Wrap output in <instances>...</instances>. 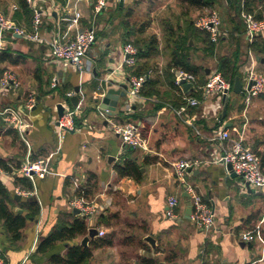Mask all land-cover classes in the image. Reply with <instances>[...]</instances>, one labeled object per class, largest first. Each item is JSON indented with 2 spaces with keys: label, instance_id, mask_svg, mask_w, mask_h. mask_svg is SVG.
Returning a JSON list of instances; mask_svg holds the SVG:
<instances>
[{
  "label": "crops",
  "instance_id": "0c3cea01",
  "mask_svg": "<svg viewBox=\"0 0 264 264\" xmlns=\"http://www.w3.org/2000/svg\"><path fill=\"white\" fill-rule=\"evenodd\" d=\"M219 1L216 4L220 5ZM114 2L115 0H111L108 8L114 6ZM44 3L40 2V5L46 10L47 5ZM185 3L188 4L186 1ZM13 4L18 5L17 2L12 3L10 12L2 11L13 16ZM259 7L263 9L264 4ZM222 8H227L230 13L234 11L227 3ZM200 9L202 8L195 11L200 13ZM106 11L100 15L104 22L107 18L103 14ZM183 11L176 15V22L184 23L186 17ZM200 15L196 18L192 14L190 16L192 21H196ZM44 16L41 32L50 38L57 29V17ZM237 20L243 31L242 40L247 43L243 21L239 16ZM103 27L106 35H112L116 29L115 22L104 24ZM123 37V31L117 32L115 39L105 36L99 40L97 35L87 57L91 65L84 71L52 61L46 44L32 41L29 44L22 43L15 38L4 39L1 47L12 46L24 52L27 58L19 64H0L2 68L15 71L21 80V86L17 90L12 87L0 89V110L7 105H15L23 111L32 123L29 137L35 156L48 155L57 145H61L60 153L52 160L54 172L37 181L41 210L36 217L27 220L22 229V238L13 241L0 221V246L5 254L4 264H51L49 257L54 253L66 255L68 247L74 241L69 244L60 242L47 254L35 252L37 244L34 241L38 235L41 237L49 234L65 212H73L72 202L75 200L99 203L102 210L98 217L93 220L89 217L85 219L88 229L97 227L99 231H105L104 235L98 234L89 240L87 246L92 249L93 256L83 264H136L143 256L156 257L165 264H264V191H257L253 187L251 191L247 187L241 190L238 178L228 176L224 166L218 162L228 144L218 138L225 129L230 131L232 138L243 137L246 144L251 138L249 141L253 143L254 151L260 157L258 152L264 154V134L256 136L251 132L255 130L251 127V124L253 126L256 123L255 117L250 119L251 113L247 115L249 108L256 114L264 105L263 93L254 100L251 107L245 106L244 110L237 98L230 99L228 96L232 106L228 107L227 115L221 121L223 100L218 102L212 96L205 97L202 89H197L201 90L200 96H195L190 91L188 96H195L200 100L187 111L194 123L191 126L173 110V107L185 104L188 96L175 82L176 72L180 69H168L170 57L160 46V51L148 59L151 77L157 79L158 93L153 96L144 95L147 99L145 101H134L130 110L127 108L128 97H122L116 112L109 117L110 121L106 125L98 111L100 101L92 99L99 97L96 90L101 84H105L106 79L113 80L116 88L123 84L129 87L133 68L121 66L124 59L123 48L127 43ZM191 44H194L193 40ZM197 44L202 46L199 41ZM230 52L227 50L225 53ZM248 52H244L242 57L247 53L249 63ZM194 53L199 64L210 57L215 60L217 67L216 57H205L202 51ZM217 53L222 54V51L217 48ZM255 54L256 57L260 56L257 59V69L264 71L259 68L261 63L264 64V52ZM160 55L164 59L159 60ZM76 88L80 89L81 99L79 105L74 106L66 95L70 91L75 92ZM21 89L23 93H20ZM144 90L147 87L144 86ZM30 93L40 96L41 102L35 110L26 113L25 110L28 109L25 108V103ZM59 103L64 108L67 103L76 109L74 128L67 131L63 138H60L56 126ZM124 122H134L141 127L149 140V150L138 152V149L123 144L112 126L114 123ZM258 128L263 131L259 124ZM13 129L5 124L0 115V158L6 160L10 167L5 169L0 166V179L16 195L19 194V187L25 188L16 181L17 176L24 177L19 168L25 147ZM112 156L116 158L109 162ZM124 160L134 161L139 166V174L135 177L121 176L116 164ZM182 160L196 162L192 168L185 170L186 183L192 184L217 213L218 225L209 232L198 225L197 230L191 229L186 224L190 220L185 216L186 208L191 204L190 195L177 178L175 168ZM83 185L90 190L88 196L77 194ZM170 195L180 197L179 217L176 219L165 215ZM79 216L84 217L81 213ZM87 233L88 230L75 242L81 244L79 238H84ZM243 233L254 234L255 239L243 241L240 238ZM147 235L156 239L155 250L145 240ZM101 238H111L112 243L98 245L97 241ZM241 242H245L244 247ZM134 248L135 256L126 257V260L125 254Z\"/></svg>",
  "mask_w": 264,
  "mask_h": 264
},
{
  "label": "built area",
  "instance_id": "2783aa9c",
  "mask_svg": "<svg viewBox=\"0 0 264 264\" xmlns=\"http://www.w3.org/2000/svg\"><path fill=\"white\" fill-rule=\"evenodd\" d=\"M111 0H65L59 2L57 0H27V3L33 10V18L30 27L19 23L13 16L6 14L0 9V47L3 44L6 36L15 37V34L21 35L29 41L46 44L49 47V55L52 61L61 63L64 67H73L77 70H86L91 62L87 59L89 51L97 39L95 21L100 15L106 11ZM40 2H45L46 10L42 8ZM19 9L17 4H13L12 10ZM53 18L56 14L57 29L49 38L41 32V27L44 22V15ZM240 17L245 27V36L249 44H252L257 39V35L264 34V16L257 18L254 12L245 9L244 0ZM197 26L202 30H207L211 34V39L218 42L223 29L220 13L217 10H212L208 13L200 15L196 19ZM225 32V31H224ZM227 33V31H226ZM124 59L121 66L134 68L138 61V47L132 43L124 45ZM249 82L251 86L242 88L245 96L246 106L250 105L253 97L264 93V71L257 69L258 63L255 52L249 50ZM152 70L144 74H133L130 76L128 87V110L131 109L134 101L147 100L142 94V88L147 79L151 76ZM175 82L183 89V82L191 83V87L186 91L187 96L190 90L202 89L204 96L216 95L223 100L224 95L231 91V82L218 70H213L207 78V81L199 86L198 77L196 74L178 70L175 76ZM53 85H56L54 83ZM21 80L17 73L13 70L6 69L0 75V89L14 88L19 89ZM75 92L67 93V98H70ZM199 99L195 96H188L185 104L180 107H173L175 114L183 119L187 124L194 126L192 118L187 111L190 107L199 103ZM37 103V97L34 93H30L27 97L25 108L32 109ZM100 116L104 120L110 121L108 109L98 105ZM0 115L3 117L5 124L17 131L19 139L25 147V154L20 172L22 176L27 177L32 183L31 189L19 187L17 192L24 196H36L38 198V179L45 178L49 173H52V160L55 155L60 153L61 145H57L54 150L45 156H35V151L31 139L29 137V129L32 123L26 118L23 111L15 105H7L0 110ZM76 109L65 104L63 116L57 117L56 126L60 133V138L65 136V133L74 128V118ZM113 131L122 139L125 146L134 149L149 150V140L143 134L142 129L134 122L114 123ZM221 141L228 142L223 153L218 158V162L224 166L228 176L232 172L237 173L244 180L243 188H246L248 182L251 187L257 191H264V168L261 157L253 150V148L244 142V138H232L228 129L222 130L218 135ZM196 164L195 161H179L176 164V173L179 181L184 184L186 191L190 195L191 213L190 220L195 222L201 229L212 230L215 227L216 211L201 194H199L192 184L186 183L184 178L185 170L192 168ZM74 207L81 210V214L85 217L99 215L102 210L101 206L94 201L84 202L75 200L72 202ZM180 197L170 195L167 198L165 215L168 218L179 217ZM100 235H104L105 231L100 230ZM243 241H252L255 235L251 233L241 234ZM39 235L36 237L34 244H37ZM35 245H33L34 247ZM5 254L0 246V264H4Z\"/></svg>",
  "mask_w": 264,
  "mask_h": 264
},
{
  "label": "trees",
  "instance_id": "16d2710c",
  "mask_svg": "<svg viewBox=\"0 0 264 264\" xmlns=\"http://www.w3.org/2000/svg\"><path fill=\"white\" fill-rule=\"evenodd\" d=\"M59 2H65V0H58ZM190 6L196 8L212 7L218 2V0H185ZM19 9L15 11L13 18L19 23L25 24L30 27L31 20L33 18V10L27 3V0H17ZM227 6L234 11L230 13L226 10L223 16H221V27L223 34L218 42H214L211 39V34L207 30L200 29L196 21H192L188 8L183 11L186 17L184 23L180 21L174 26L169 18L165 19L164 23V39L163 49L170 57L168 63V69L179 68L185 71L192 72L198 77V85H203L207 81L206 68L204 64H199L195 57L194 52L202 51L205 57H216L217 70L220 71L230 82L231 86L235 82L237 76H240V61L243 55V49L248 52L250 49L257 53L264 52V35H257L256 41L252 44L244 43L242 40L241 25L239 24L237 17H240L243 0H226ZM264 4V0H244L245 9L256 14L257 18H263V10L259 9L260 5ZM118 9H121V3H118ZM189 14V16H188ZM225 31V32H224ZM227 31V33H226ZM245 31V27H244ZM130 34H128V37ZM16 39V38H15ZM193 40L192 45L190 40ZM142 44L138 46V61L135 67L132 69L133 74L148 73L150 64L148 59L157 54L160 47V40L157 34H153L151 41L146 39H138ZM201 42L202 46H199L197 42ZM222 44H229L233 46L232 51L227 54H218L217 46ZM217 53V54H216ZM217 55V56H216ZM201 56V55H200ZM27 58L24 52L18 49H14L12 46L6 45L0 48V64L11 63L19 64ZM6 68L0 66V75ZM157 79L151 76L147 79L142 89V94L145 96H153L157 94L156 89ZM231 87V88H232ZM232 90V89H231ZM191 94L200 96L201 90H190ZM264 96V93L262 94ZM202 96V95H201ZM232 106L229 103L228 107ZM14 130V129H13ZM17 134V131L14 130ZM18 135V134H17ZM262 165L264 168V154H261ZM0 166L5 169H9V164L6 160L0 158ZM116 169L121 176H133L139 174V166L134 161L124 160L116 164ZM17 183H21L25 188L31 189L32 183L27 177L17 176ZM90 190L83 185V188H79L77 194L82 196H88ZM41 210L39 199L32 195L22 197L18 200L15 194L11 193L3 181L0 179V221L3 222L5 231L13 241H18L22 238V229L25 227L27 220L31 217H36ZM88 226L85 217L74 215L73 212H65L57 225L51 230V232L45 236L39 237L36 251L37 253L47 254L51 248L60 242L69 244L70 241H74V244L68 247L66 255H60L54 253L49 257L51 264H83L88 261L92 256V249L88 246H83L75 240L87 232ZM111 238H101L97 241L98 245L111 244ZM158 252V249L156 250ZM136 264H161L156 257L143 256L138 259Z\"/></svg>",
  "mask_w": 264,
  "mask_h": 264
},
{
  "label": "rangeland",
  "instance_id": "374dc122",
  "mask_svg": "<svg viewBox=\"0 0 264 264\" xmlns=\"http://www.w3.org/2000/svg\"><path fill=\"white\" fill-rule=\"evenodd\" d=\"M14 2L16 3L17 0H0V9L10 12V6ZM119 2L122 3L121 9H118ZM219 3L221 4L220 5L216 4L212 7H204L200 9L201 11L199 13L195 11V9L197 10L196 7H192L189 4H186L185 0H115L114 6L109 7L106 13L103 14L107 18L105 22L102 20L103 16H101L98 19H96L94 23L96 26L97 35H98L99 40H102V38H104L105 36H108L110 39H115L117 37V32L122 33L123 31L124 40L127 43H132L138 47L140 44H142L140 41H138V39L144 38L146 39V41H151L153 34H157L160 40V46L163 47V44H165V39H164V29H165L164 23L165 22L164 21L166 18H169L172 21L171 23L174 26H176L177 25L176 15L178 14V12H181L182 10H185L187 8L189 10V14L190 15L192 14L195 18L198 15L207 13L211 10H217L223 16L225 8H222V5H226V1L220 0ZM259 9H261V7ZM262 10H264V8ZM257 13H258V10H256V15ZM113 19H114L113 22H115L116 29L112 35H106V32H103V29H104L103 25L109 22L113 23L112 22ZM128 34H130L129 37L127 36ZM16 40L22 43L23 42H26L28 44L30 43V41L24 37H17ZM217 48L219 51L221 50L223 54L227 50H229V52L232 51L233 46L232 44L229 45V44L220 43L217 46ZM244 52H246V50H243V53ZM162 55H163V52H162ZM246 56H247V53L244 54V56L242 57L240 61V67L242 66L241 67L242 69H240V77H241L244 88H246L249 82V69L245 67L246 64L248 63ZM159 57H160L159 60L163 58L161 57V55ZM203 64L207 66V68H210L211 71L217 70V67H215V60H213L210 57L207 58V60H205ZM259 68L264 69V64L261 63L259 65ZM228 96L230 99L237 98L239 100V105H241V108H243L244 110L246 103H245V96L243 93L237 94L233 90H231ZM212 97L215 98L218 102H222L219 96L212 95ZM256 98H258V96L253 97L250 105L246 106V108L251 107ZM249 113L251 114L249 115ZM247 115H249L250 119L251 118L253 119V117H255L256 123H254L253 126L251 124V127H254L255 130L251 132H254L256 136L263 135L264 134V105H262V107L256 112V114L255 112L254 113L251 112V109L249 108ZM257 124H259L262 127L263 131L259 128L257 129ZM249 140H252V139L250 138ZM249 140H247V144L250 145L253 148V150H255L253 147V143H251ZM142 151L143 149H138V152H142ZM236 178H238L239 180L238 187L242 190L244 180L239 176L235 177V179ZM97 217L98 215L89 217V219L93 220L94 218H97ZM218 220H219L218 216H216L215 226L218 225ZM186 224L189 225L191 229L197 230V224L195 222L188 220ZM241 237L242 236L240 234V238ZM82 238L80 237L79 239L82 241ZM128 252L129 253L128 254L126 253L124 256L125 259L126 257H134L136 254L135 248L128 250Z\"/></svg>",
  "mask_w": 264,
  "mask_h": 264
},
{
  "label": "water",
  "instance_id": "95a60500",
  "mask_svg": "<svg viewBox=\"0 0 264 264\" xmlns=\"http://www.w3.org/2000/svg\"><path fill=\"white\" fill-rule=\"evenodd\" d=\"M15 37H21V35L15 34ZM12 38L13 37H11V36H6L4 39L5 40L6 39L10 40ZM190 42L192 43V39L190 40ZM257 59H260L259 55L257 56ZM262 61H264V58L262 59ZM210 72H211V69L210 68H206V74L209 75ZM250 86H251V82L248 84V87H250ZM183 87H184L185 90H187L188 88L191 87V83L183 82ZM242 88H243V83H242L241 77L237 76L236 79H235V82L233 84L232 90L235 93H237V94H239V93H243L244 94V92L242 91ZM127 89H128V85L127 84H123L119 88H116L115 87V82L113 80L109 81V79H106L105 80V84H103V85L101 84L96 90L98 92L99 97L96 98V99H92V101H96V102L100 101L99 105L102 108L108 109L109 110V114H114V112H116V108L119 106L120 99L122 97H128ZM20 93H23V89L20 90ZM227 97H228V95L226 93L224 95V97H223L224 110H223V113H222V115L220 117L221 121H224V119H225V117L227 115V110H228V105H229V101H228ZM80 99H81L80 89L76 88L75 93L70 97V101H71V103L74 106H77V105H79ZM40 102H41V97L38 96L36 105L30 110L29 109L25 110L26 113H30L31 110H35ZM234 102H236V101H234ZM64 111H65V108L63 107V105L61 103H59L58 104V118L63 116ZM104 121H105L104 123L106 125H108L109 121L107 119L104 120ZM229 124H231V123H229ZM225 126H227V125H225ZM115 158L116 157H113V156L110 157L109 162H111ZM230 176H232L234 178L238 177L237 173H235V172H232ZM246 187L251 191V185L248 182L246 183ZM15 197L17 199H21L22 198L21 194H16ZM191 210H192L191 205H189L186 208V211H185V213H186L185 216L188 219L190 218ZM73 213L75 215H79L81 213V210L79 208H77V207H74L73 208ZM174 219H176V218H174ZM98 234H99V229L97 227H90L88 229V233L82 239L81 244L83 246H87L88 243H89V240L95 238ZM145 240L148 241L151 244L153 250H155V248L157 247L156 239L153 238V236H151V235H147L145 237ZM241 245L244 247L245 246V242H241ZM161 264H165V263L161 262Z\"/></svg>",
  "mask_w": 264,
  "mask_h": 264
}]
</instances>
